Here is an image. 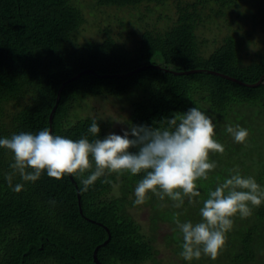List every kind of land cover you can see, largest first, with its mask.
Listing matches in <instances>:
<instances>
[{
	"label": "trees",
	"instance_id": "16d2710c",
	"mask_svg": "<svg viewBox=\"0 0 264 264\" xmlns=\"http://www.w3.org/2000/svg\"><path fill=\"white\" fill-rule=\"evenodd\" d=\"M168 1L96 0V6L139 8ZM177 1V20L164 30L147 27L130 48L109 26L100 41H76L87 18L75 0H0V138L48 129L91 141L88 128L95 120L98 138L104 139L112 121L99 116L72 121L73 112L88 97L132 96L124 119L129 131L133 125L166 127V118L198 107L212 118L215 139L225 148L223 155L210 153L217 167L208 180L197 182L201 196L195 204L185 198L176 208L170 198L149 194L152 230L146 233L129 210L139 206L135 187L143 173H112L87 191L78 176L57 180L45 172L32 183L16 174L13 186L24 184L17 193L5 178L13 172V153L0 147V264H145L156 259V230L163 222L171 225L166 239L180 255L182 233L174 214L181 222H200L208 190L232 169L264 188V49L247 62L245 36L229 34L206 54L208 40L198 32L200 24L233 25L249 18L264 25V0ZM229 124L249 131L248 146L227 133ZM117 184L121 195L110 197ZM191 264H264V203L250 217L234 218L226 250L215 261L202 255Z\"/></svg>",
	"mask_w": 264,
	"mask_h": 264
},
{
	"label": "clouds",
	"instance_id": "9594fccd",
	"mask_svg": "<svg viewBox=\"0 0 264 264\" xmlns=\"http://www.w3.org/2000/svg\"><path fill=\"white\" fill-rule=\"evenodd\" d=\"M165 120L166 127L133 125L130 131L123 130V135L109 133L104 139L98 138L101 129L93 120L88 128L95 137L91 141L88 137L72 140L53 135L48 129L0 138V147L14 156L10 165L13 172L5 177L8 186L19 193L24 184L13 186L14 175L35 183L46 172L57 180L67 175L78 176L82 178V191H87L98 178L112 173H143L135 187L134 204L143 205L151 199L150 193L161 200L170 198L176 208L184 205L185 198L195 204L201 196L197 182L208 180L209 173L217 167L210 161V153L223 155L225 148L215 139L212 118L198 107ZM226 131L236 143L248 146L247 129L229 124ZM133 148L138 151L132 152ZM103 182L111 183L108 179ZM262 203L264 188L256 179L242 176L238 168L230 170L229 177L218 182L215 190H208L200 208V222H181L179 213L173 215V222L182 233L180 256L189 264L202 255L215 261L226 250L234 218L250 217Z\"/></svg>",
	"mask_w": 264,
	"mask_h": 264
},
{
	"label": "rangeland",
	"instance_id": "374dc122",
	"mask_svg": "<svg viewBox=\"0 0 264 264\" xmlns=\"http://www.w3.org/2000/svg\"><path fill=\"white\" fill-rule=\"evenodd\" d=\"M84 7L87 23L77 34L76 41L84 42L88 39L102 40L105 36L104 27L112 28V35L118 40L133 47L142 32L148 28L157 27L164 30L178 18L177 0H169L167 5L156 3L143 4L139 8H119L96 6V0H75ZM253 18L236 22L233 25L220 22V25L200 24L198 32L201 39H207L204 50L208 54L215 46L222 43L225 36L235 34L243 38V56L250 62L256 54L264 49V25L255 22ZM134 97H88L82 106L73 112L72 121L78 117L99 116L112 121L109 133L123 135V130L128 129L124 119L131 112V100ZM10 112L12 110L10 109ZM121 188L117 184L110 193V197H119ZM135 219L141 224L143 231L151 233L153 210L149 204L139 205L129 209ZM172 227L169 223H160L156 230L158 254L156 259L145 264H185L184 259L175 252L174 245L168 243L166 237L171 234Z\"/></svg>",
	"mask_w": 264,
	"mask_h": 264
},
{
	"label": "water",
	"instance_id": "95a60500",
	"mask_svg": "<svg viewBox=\"0 0 264 264\" xmlns=\"http://www.w3.org/2000/svg\"><path fill=\"white\" fill-rule=\"evenodd\" d=\"M87 72H91V71L88 70ZM54 112H55V110L51 114V121H52V117H53ZM110 238H111V235L109 236L108 240L105 243L109 242ZM95 257L97 258V253L95 254ZM96 262H98L97 259H96Z\"/></svg>",
	"mask_w": 264,
	"mask_h": 264
}]
</instances>
